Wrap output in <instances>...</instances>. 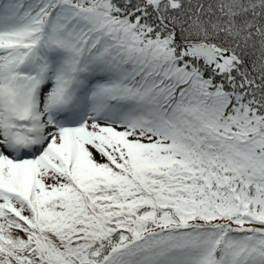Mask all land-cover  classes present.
Wrapping results in <instances>:
<instances>
[{"label":"trees","instance_id":"1","mask_svg":"<svg viewBox=\"0 0 264 264\" xmlns=\"http://www.w3.org/2000/svg\"><path fill=\"white\" fill-rule=\"evenodd\" d=\"M10 34L0 86L62 76L74 109L94 87L131 145L43 203L0 192V264H264V0H0ZM200 42L230 53L217 74L186 56Z\"/></svg>","mask_w":264,"mask_h":264},{"label":"rangeland","instance_id":"2","mask_svg":"<svg viewBox=\"0 0 264 264\" xmlns=\"http://www.w3.org/2000/svg\"><path fill=\"white\" fill-rule=\"evenodd\" d=\"M11 35L1 38L0 44H8ZM1 47L11 50L8 45H2ZM14 55L15 52H11L9 57H13ZM227 59L222 61L221 69L228 62L229 59ZM37 77V83L28 81V86L24 84V79L10 86V82L0 86V88L2 87L1 91L7 88L5 93L7 94L8 104L7 115L0 114V182L7 187V190L11 188V183L14 186L18 184L22 186L15 190L19 191L31 205L35 201L39 203L48 201L56 196L58 192L66 190L65 179L55 175V173L64 174V169L67 167L71 173L72 180H75L74 183L76 182L77 184V174L87 172H92V176L98 173L109 174V169H106L102 163L111 158L116 151L128 153L129 149L127 145H131L129 140L126 137H121L122 135L116 130H107V134L101 132L102 126L106 124H113L116 129H119L120 126H129L130 124L127 116H116L111 110L98 103V98L94 97V94L98 91L96 88L92 87L88 96H85L81 100V107L78 109L80 112L73 113L67 119L63 117L64 111L75 112L71 106L74 99L72 93L68 90V81L60 76L52 84L53 88L58 86L64 91L61 96L59 95L60 97L58 96L59 107L57 108L56 101L53 100L51 95L54 89L49 92L50 86L42 90V78L41 76ZM36 98H40L41 103L45 104V109L43 110L46 114L43 118L40 117L41 120H39L34 108V100ZM33 126L35 127V131L33 130ZM132 128L136 129L137 127ZM77 129L81 131L75 132ZM2 130L7 131L2 133ZM119 130L124 131L123 129ZM92 133L98 137L97 143H99V147L97 149L101 148L99 150L101 154L107 153L108 157L100 154L94 159V156L90 152L77 148L80 138L82 144H85V141L89 138V134ZM41 135L44 136L43 147L37 146L35 149L32 148L31 155L22 156L20 148L16 146L14 140L26 138L27 136L33 141L37 137H41ZM67 137L68 140L66 139ZM52 144L58 148L53 149L50 155H46L44 153L45 149ZM42 153L43 155H40ZM174 153L177 152L174 151ZM37 154L40 155L39 159L42 158L41 165H43L40 169L38 167L39 172L37 171V163L35 164L31 160L27 162L23 161V158L30 156L37 157ZM162 156L169 158L168 161L163 163L161 160H158L156 163L155 160H151L149 161V165L162 167L163 165L170 164L172 156H168L167 154H162ZM180 165L189 168L188 164L183 161H181ZM112 166L118 168V162L112 160ZM35 173H38L37 178L35 176L30 177V174ZM118 175L121 176L120 174ZM35 184L38 187V194L33 197L30 191L35 188ZM0 201L3 204L6 203L5 198ZM16 213L21 216L22 221H28L26 213L22 214L18 210H16Z\"/></svg>","mask_w":264,"mask_h":264},{"label":"water","instance_id":"3","mask_svg":"<svg viewBox=\"0 0 264 264\" xmlns=\"http://www.w3.org/2000/svg\"><path fill=\"white\" fill-rule=\"evenodd\" d=\"M183 50L188 57L200 58L204 66L213 73L220 71L222 61L230 55L228 51L204 42L186 44L183 46Z\"/></svg>","mask_w":264,"mask_h":264}]
</instances>
